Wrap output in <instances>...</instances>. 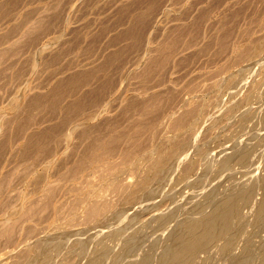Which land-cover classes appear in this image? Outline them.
Wrapping results in <instances>:
<instances>
[{"label": "rangeland", "instance_id": "rangeland-1", "mask_svg": "<svg viewBox=\"0 0 264 264\" xmlns=\"http://www.w3.org/2000/svg\"><path fill=\"white\" fill-rule=\"evenodd\" d=\"M132 28L136 33L129 32ZM76 102L78 111L71 109ZM232 102L240 105L231 107ZM201 104L203 113L193 121L191 131L175 132V119ZM253 113L255 116L243 123L242 119ZM262 113L264 0H0V264H41L40 255L54 243L59 253L54 250L49 264H85L96 252L100 264H112L118 252L123 254L126 243L135 238V250L138 247L139 253L147 251L151 242L166 237L164 233L171 225L158 229V219L176 205L183 212L190 211L204 201L211 188L230 194L259 180L264 174L263 142L256 162H235L226 170L214 165L204 186L196 185L206 158H222L223 153L235 151V142L253 144L250 137L264 133V121L259 120ZM42 135L46 137L39 145L42 151L35 150L32 143ZM170 139H181L186 145L180 154L183 158L179 155L175 164L162 168L164 182L149 183L153 187L148 184L147 190L156 192L160 185L157 191L163 192L142 193L138 197L141 199H135L139 202L126 199L128 185L147 176L155 151ZM92 143H107L94 151L97 155L92 153L103 158L81 171L77 180L68 179L70 170L91 154ZM138 147L143 150L127 161L128 152ZM191 157L197 160L196 170L186 174ZM107 166L119 172V179L112 184L108 179L98 182L93 174L99 168V172H105ZM40 174L46 178L42 175L39 179ZM62 176H67L63 182ZM35 178L42 186L39 189ZM88 185L98 190L100 201L111 204V213L106 212L100 219L90 218L78 206L76 198L79 201L83 197L82 191ZM260 193L258 186L257 198ZM120 210L125 213H116ZM124 220L131 226H125ZM113 228L124 236L111 240L114 234H108ZM118 228L124 230L119 232ZM262 232L252 237L248 264H264ZM103 236L112 248L108 247L112 251L106 254L93 244ZM53 237L62 238V242L57 238L55 242ZM60 243L64 245L61 249ZM244 243L238 241L236 251ZM27 248L30 251L26 255ZM215 257L219 264L228 260L219 258L218 253ZM63 258L64 263L60 262Z\"/></svg>", "mask_w": 264, "mask_h": 264}, {"label": "bare ground", "instance_id": "bare-ground-1", "mask_svg": "<svg viewBox=\"0 0 264 264\" xmlns=\"http://www.w3.org/2000/svg\"><path fill=\"white\" fill-rule=\"evenodd\" d=\"M249 5V4H248ZM262 8V7H261ZM260 14V13H259ZM260 17V16H259ZM254 19V18H253ZM259 21V20H258ZM257 25V24H256ZM133 27V26H132ZM261 28V27H260ZM133 29V28H132ZM137 30V29H136ZM250 30V29H249ZM253 30V29H252ZM260 30V29H259ZM246 31V30H245ZM258 31V30H257ZM131 33H136L135 29L129 31ZM129 34V33H128ZM246 35V34H245ZM260 36V35H259ZM134 37H135V34H134ZM220 37V36H219ZM258 37V36H257ZM137 38V36H136ZM256 38V37H255ZM256 40V39H255ZM220 41V39H219ZM223 41V40H222ZM254 41V40H253ZM257 41V40H256ZM165 44V43H164ZM224 45V44H223ZM170 46V45H168ZM230 46V45H229ZM167 47V46H166ZM252 47V45H251ZM250 48V46H249ZM160 49V48H159ZM165 49V48H164ZM204 49V48H203ZM248 49V47H247ZM251 49V48H250ZM170 50V49H169ZM243 50H245L243 48ZM259 50L258 47L255 48V52H257ZM200 51V50H199ZM246 52L245 53H248L247 51L248 50H245ZM169 52V51H168ZM171 52V51H170ZM172 53V52H171ZM241 55H242V52H240ZM250 53V51H249ZM163 54V53H162ZM165 54V53H164ZM163 54V55H164ZM168 53H166L165 55H167ZM221 54V53H220ZM241 55H238L237 57L239 58ZM244 55V54H243ZM249 55V54H248ZM161 56V54H160ZM159 56V57H160ZM158 57V56H157ZM166 58V57H165ZM248 58V57H247ZM163 61V59H161ZM236 60V59H235ZM257 60V59H256ZM254 61V60H253ZM237 62V61H236ZM255 63V62H254ZM253 64V63H252ZM234 82V81H233ZM234 86V85H233ZM232 86V87H233ZM230 87V86H229ZM262 94V93H261ZM263 95V94H262ZM263 97V96H262ZM250 98V96H248L246 99L248 100ZM240 100V99H239ZM238 100V101H239ZM202 102V101H201ZM56 103V101H55ZM235 103V102H234ZM237 103V104H236ZM235 104L236 105H240L239 102H236ZM242 103V102H241ZM197 104V103H196ZM232 104L233 102L231 103V107H232ZM233 104V105H235ZM199 105V103L197 104ZM202 105V104H201ZM203 106V107H202ZM202 106H199V107H195L194 109H190V111H186L184 112L182 115H180L177 119H175V122L173 124V130L176 132L178 131H181V132H187V131H191L192 129V124H193V121L197 119V117H199V114L203 113L201 111H203L202 108H204V105ZM230 107V108H231ZM237 107V106H236ZM79 103L76 102L75 104H73V106H71V109L74 110V111H78L79 110ZM228 108V107H227ZM233 110V108H231ZM236 108H234L235 110ZM228 110V109H227ZM230 110V109H229ZM201 112V113H200ZM226 113V112H225ZM230 113H231V110H230ZM228 113V114H230ZM256 113V112H255ZM253 113V115H247L245 116L242 120H243V123L245 121H247L248 119H250L251 117L255 116ZM202 115V114H201ZM192 116V117H191ZM260 117V118H259ZM259 120H263L264 121V113H262L261 116H259ZM241 120V122H242ZM258 120V119H257ZM240 122V123H241ZM258 122V121H257ZM256 122V124H258ZM262 122V121H261ZM242 124V123H241ZM240 124V125H241ZM255 124V125H256ZM260 124V122H259ZM263 124V122H262ZM243 127H246L242 124ZM261 127V126H260ZM17 128V127H16ZM50 130V129H48ZM254 130V129H252ZM47 131V130H45ZM180 132V133H181ZM177 133V134H178ZM255 133V132H254ZM257 134V133H256ZM260 134V133H259ZM46 136V134H45ZM45 136H39L35 143H32L34 144L35 146V150H38L40 148V150L42 151V148L39 147V145L41 144L42 141H44V138H46ZM179 136V134L177 135ZM182 136V135H181ZM184 136V135H183ZM36 137V136H35ZM176 137V136H175ZM42 138V139H40ZM178 138V137H177ZM188 138V137H187ZM186 139V137L184 136V140ZM245 139V138H244ZM250 139L252 141H254L253 144H247V143H241L238 141V144L237 142L234 143V146L233 147H236L235 151L232 152L230 154L229 151H227L228 153L226 154L223 153L224 157L222 156V158H219V157H215L214 156H210L208 158H206L205 162H204V165H203V170H202V174L201 176H198V180L196 181V185L199 186V187H203L204 186V183L207 182V179H208V176L209 175L208 173L213 170V167L214 165H219L222 169L226 170V169H229L231 168V166L233 167V163L237 162V163H240L242 165H247L251 160H253V162H256L257 160V157L256 155L258 154L257 151H258V147L259 145H261V143L263 142L264 143V133L262 132L261 135H258V137H256L254 135L253 139L252 137H250ZM35 140V139H34ZM189 140V138H188ZM191 140V139H190ZM187 141V140H186ZM244 142V141H242ZM246 142V141H245ZM43 143V142H42ZM188 143V142H187ZM189 144V143H188ZM185 143L183 142V140L179 139V140H175V139H170L169 142L165 143V144H162L159 146V148L155 151V156L156 158L153 160L152 164L149 166L148 168V171H147V176L142 178L141 180H135L134 182H132L130 185H128V189H126L127 193L125 195V198L128 199V200H135L137 199L142 193H153L152 191H154V189L152 188H149L151 190H147L148 187L152 186L150 185L149 183L153 182V181H163V176H164V170H166V167L165 164H169L171 163L173 165V162L176 161V159L178 158V156L182 153V151L184 150L185 151ZM250 145V146H249ZM41 146V145H40ZM101 146L106 147L107 146V143H92L89 145V152L92 150L91 154L89 156H86L87 158L85 159V157L83 158L82 161H79L78 165L73 168L72 170H70V172L68 173V177L67 176H62L60 177L61 178V181H62V178L63 177H67L68 179H76L79 178V173L81 171H83L84 169L90 167L91 164H94L95 162L98 163V158L100 159V157L96 156L97 153L96 152V149L99 147L101 148ZM44 147V146H42ZM262 147V146H261ZM230 148V146H229ZM99 150V149H98ZM141 150H143V147H138L137 150H135L134 152H128L127 156L125 157V159L128 161L130 160L132 157H135ZM225 150H227V147L225 148ZM44 151V150H43ZM46 151V150H45ZM44 151V152H45ZM95 151V152H94ZM223 151V149H222ZM38 153H40L38 151ZM37 153V154H38ZM42 153V152H41ZM92 153H95L96 155L92 154ZM100 153V152H99ZM257 153V154H256ZM44 154V153H43ZM46 154V153H45ZM44 154V155H45ZM102 154V153H101ZM42 155V156H44ZM93 155V156H92ZM104 155V154H103ZM221 155V153H220ZM41 157V155H39ZM46 156V155H45ZM181 156V155H180ZM197 156V155H196ZM209 156V155H208ZM101 157L103 158V156L101 155ZM150 158H152V156H149ZM182 157V156H181ZM180 157V158H181ZM198 157V156H197ZM42 158V157H41ZM40 158V159H41ZM45 158V157H44ZM44 158H43V162H44ZM101 158V159H102ZM183 158V157H182ZM192 159H190L188 161V165L186 166V174H191V172L193 173V170H196V165H197V160L195 157H191ZM39 159V160H40ZM85 159V160H84ZM100 159V160H101ZM198 159V158H197ZM38 160V162H40ZM42 160V159H41ZM180 160V159H179ZM260 160V159H258ZM105 164L109 165L108 161L104 162ZM179 163V162H178ZM43 164V163H42ZM99 164L102 166V164L99 162ZM175 164V162H174ZM98 165V164H97ZM99 165V167H100ZM180 165V164H179ZM178 165V166H179ZM105 165H103L102 167H104ZM177 166V165H175ZM173 167L176 168V167ZM47 167V166H46ZM164 167V168H163ZM185 167V166H184ZM96 168V165L95 167ZM112 168H114V166H107L105 168V172H99L101 170V168H99L100 170L97 172H94L93 174L98 178V182H103L106 181L107 179L109 180V183L112 184L114 183L116 180L119 179L118 175H119V172L116 170L112 171ZM163 168V169H162ZM263 168H264V164H263ZM98 169V168H97ZM87 170V169H86ZM89 170V169H88ZM94 169H92V172H93ZM104 170V169H103ZM250 170V169H249ZM254 170V169H253ZM44 171V170H43ZM46 172V171H44ZM89 172V171H88ZM87 172V173H88ZM91 172V171H90ZM164 172V173H163ZM37 173V172H36ZM40 173H43V172H40ZM168 173V171H167ZM166 173V175H167ZM252 173V172H251ZM86 174V173H85ZM92 175V173H90ZM88 173V175H90ZM41 176L38 177L39 179L42 177L43 174H40ZM51 175V174H50ZM66 175V174H64ZM169 175V173H168ZM84 176V175H82ZM81 176V177H82ZM35 177V176H34ZM44 179L46 178L44 175H43ZM174 177V176H173ZM210 177V176H209ZM38 178H35V183L37 182L36 180ZM59 178V179H60ZM84 178V177H82ZM43 179V180H44ZM85 179V178H84ZM157 179V180H156ZM66 180V179H64ZM87 180V179H86ZM171 180V179H170ZM169 180V181H170ZM67 181H70L71 180H67ZM74 181V180H72ZM42 181L40 180V183ZM44 182V181H43ZM63 182V181H62ZM61 182V184H62ZM75 182V181H74ZM155 182V183H156ZM164 182V181H163ZM162 182L161 185H164V183ZM257 182L259 184H257ZM253 183V185L247 189H242V190H238L237 192H234V193H230V194H227V193H223V194H220V191L217 190V188H211L207 191L206 195H205V199L204 201H200L199 203H197L193 209H191L190 211L186 210L185 212H183V210H181V207H179L178 205H176L175 209L173 211H171L169 214L167 215H161L162 217H160L158 219V225L156 226L158 229H162L163 227L165 226H170L171 225V228L170 230L167 232V233H164L166 234V237L164 238V234H162L161 236H163V240H162V237H160L161 239H156V241H153V242H149V249L147 251H142L141 253H139L140 249H137L135 250V245H133L134 243L132 241L136 240V238H132L134 240H130L131 242H127L128 239L130 238L129 236L126 238H128L126 240V245H125V249H124V253L120 255V252H118V254L115 256L116 258H114L113 260V263L112 264H219L218 263V257H215V254L218 253V256L219 258H226L228 257V260L226 262V264H248L250 263L249 260L250 257L249 255H251L250 253L252 252V237L257 235V233H259L260 231H263L264 232V174L259 178V180ZM39 183V181H38ZM39 183V184H40ZM48 183V182H47ZM87 183V182H86ZM154 183V184H155ZM170 183V182H169ZM49 184V183H48ZM148 184L150 186H148ZM165 184H166V181H165ZM54 185V184H53ZM75 185V184H74ZM74 185L73 187L71 186V190L72 188H74ZM159 185V184H158ZM36 186L37 183H36ZM41 186V184H40ZM38 186V189L39 187ZM47 186V184H46ZM51 186V184H50ZM62 186V185H61ZM75 186H78V185H75ZM85 186V185H84ZM157 189L158 186L154 185ZM258 186H259V189L261 190V196L259 198H257V193H258ZM42 187V186H41ZM81 187V185H80ZM79 187V190H83V187L80 189ZM153 187V186H152ZM154 187V188H155ZM159 187H161L159 185ZM158 187V189H160ZM164 187V186H163ZM166 187V186H165ZM164 187V188H165ZM57 188V187H56ZM61 188V187H60ZM125 188H127V186H125ZM163 188V189H164ZM54 188H52L53 190ZM78 189V188H77ZM157 189V190H158ZM50 190H51V187H50ZM70 190V191H71ZM76 190V187L75 189ZM146 190V191H145ZM155 193H159V191H157ZM77 191L76 190V195H77ZM97 189H90L89 188V185L82 191V194H83V197H80L79 201L78 199L76 198L77 200V204L78 206H82L84 208V210L87 211V215L90 217V218H101V216L106 212H109L111 209H112V206L111 204H108L107 202L105 201H100L98 198H99V195L97 194ZM49 192V191H48ZM54 192V191H53ZM124 192V191H123ZM163 192V190L161 191ZM170 192V191H169ZM69 193V192H68ZM80 193V192H79ZM78 193V195H79ZM153 193V194H155ZM172 193V192H171ZM49 194V193H48ZM54 194V193H52ZM122 194V192H121ZM55 195V194H54ZM144 196L146 195L143 194ZM142 195V196H143ZM166 195V194H165ZM56 196V195H55ZM121 196V195H120ZM127 196V197H126ZM143 196V198H144ZM151 196H153L151 194ZM149 197V196H148ZM75 198V197H74ZM142 198V200H144ZM157 198V197H156ZM138 199H141V198H138ZM146 199H147V196H146ZM145 199V200H146ZM141 200V201H142ZM148 200V199H147ZM157 200V199H156ZM124 202V198L122 200H120V202ZM136 201V200H135ZM138 201V200H137ZM136 201V202H137ZM150 201V200H148ZM76 202V201H75ZM127 202V201H126ZM136 202H133V205L134 203ZM139 202V201H138ZM147 202V201H146ZM61 203V202H60ZM132 203V202H131ZM143 203V202H142ZM74 204V203H73ZM125 204V203H124ZM130 204V202H129ZM138 204V203H137ZM145 205V204H144ZM148 205V204H147ZM151 205V204H150ZM75 206V205H73ZM72 206V207H73ZM77 206V208H78ZM146 206V205H145ZM144 206V207H145ZM161 206V205H160ZM178 206V207H177ZM64 207V206H62ZM154 207V206H153ZM152 207V208H153ZM51 208H55L54 207H51ZM58 208V206H57ZM71 208V207H70ZM74 208V207H73ZM76 208V207H75ZM132 208V207H131ZM146 208V207H145ZM148 208V207H147ZM157 207H155L156 209ZM59 209H60V206H59ZM57 209V210H59ZM72 209V208H71ZM248 210L247 212L245 210ZM54 210V209H53ZM52 210V211H53ZM56 210V211H57ZM77 210V209H76ZM115 210V208H114ZM124 210V209H123ZM123 210H120V211H117L116 213L118 214H121V213H125V211ZM149 210V209H147ZM31 211V210H30ZM75 211V210H74ZM79 211V210H78ZM113 211V209L111 210ZM111 211L109 213H111ZM51 212V211H50ZM136 212H140V211H136ZM59 213V212H58ZM187 213L189 214H193V215H188ZM107 214V213H106ZM127 214V213H126ZM142 214H143V211H142ZM194 214H196V216H194ZM51 215V214H50ZM86 215V216H87ZM110 215V214H109ZM108 215V216H109ZM112 215V214H111ZM110 215V216H111ZM116 215V214H114ZM114 215L112 216V218H114ZM125 214H123V217H124ZM128 215V214H127ZM181 215H186L184 216L183 219H180V220H177L178 217H180ZM11 215H9L10 217ZM29 216V214H28ZM35 216V215H34ZM116 216H119V215H116ZM253 217L252 218V221L250 222V217ZM13 217V216H12ZM10 217V218H12ZM33 217V216H32ZM107 217V216H106ZM106 217H103L105 218L106 220ZM122 218V215L120 216ZM129 217L131 219H133L132 216L129 215ZM6 218V217H5ZM4 218V219H5ZM50 218V217H49ZM102 218V219H103ZM111 218V217H109ZM129 218V219H130ZM31 219V218H30ZM89 219V218H88ZM98 219V220H99ZM115 219V218H114ZM130 219V220H131ZM157 219V218H156ZM94 220V219H92ZM97 220V219H96ZM97 220V221H98ZM109 220V219H108ZM117 219H115L114 221H116ZM120 220V219H119ZM127 221H129L128 219H126ZM126 220H124L125 222H127ZM5 221V220H4ZM56 221V220H55ZM103 221V220H102ZM113 221V220H112ZM87 222V221H86ZM110 222H111V219H110ZM123 223L124 225L126 223ZM172 222H175L174 225L172 226ZM100 223V222H99ZM119 223V221H118ZM110 224V223H108ZM106 224V225H108ZM123 224H120V227L123 225ZM129 224H132V223H128L125 225H129ZM136 224V223H135ZM91 225V224H90ZM57 226V225H56ZM60 226V225H59ZM131 225H129L130 227ZM249 226H251V229H248ZM118 227V226H117ZM124 226H122L121 228H123ZM128 227V226H127ZM126 227V228H127ZM134 227V225H133ZM155 227V228H156ZM9 228V227H7ZM59 228V227H58ZM57 228V230H59ZM116 228V227H115ZM121 228H118L116 230H118L119 232H121L120 230H124V229H121ZM125 228V229H126ZM132 228V227H131ZM138 228V227H137ZM137 228L135 230H137ZM154 228V227H153ZM156 228V229H157ZM97 229V228H96ZM129 229V228H128ZM127 229V230H128ZM63 230V229H62ZM95 230V229H94ZM101 230V228H100ZM132 230V229H130ZM10 231V230H9ZM96 231V230H95ZM99 231V230H98ZM106 231V230H105ZM104 231V232H105ZM126 231V230H125ZM129 231V230H128ZM245 231H247V234H244ZM101 232V231H100ZM111 232V233H110ZM109 232V236L112 234H114L112 237L110 236L111 240L114 239V241H116V238L119 239V237H121L120 235H122V233H119L117 234V231L114 230L113 228V232L110 231ZM137 232V231H136ZM135 232V233H136ZM262 232V233H263ZM56 233V232H55ZM64 232H62L63 234ZM131 233V232H130ZM134 233V232H133ZM134 233V234H135ZM139 233V232H137ZM61 234V235H62ZM67 234V233H66ZM98 235V233H96ZM125 234V233H124ZM124 234L122 236H124ZM134 234L132 237H134ZM148 234V233H147ZM244 234V235H243ZM54 235V234H53ZM57 235V234H56ZM78 235V234H77ZM100 235V233H99ZM102 235V234H101ZM136 235V234H135ZM140 235V233L138 234V236ZM149 235V234H148ZM151 235V234H150ZM243 235V237H242ZM7 236V235H6ZM5 236V237H6ZM55 236V235H54ZM59 236V235H58ZM63 236V235H62ZM67 236L64 234V237ZM82 236V235H81ZM108 236V237H109ZM141 236V235H140ZM139 236V237H140ZM8 237V236H7ZM51 237V236H50ZM60 237V236H59ZM72 237V236H71ZM93 237V235H92ZM107 236H103L101 237L99 240L97 241H94L96 239H94L93 241V244H96L94 246L98 247L99 251H102L101 254H106L108 251H110L112 248L109 247V244H107L104 240H106ZM142 237V236H141ZM140 237V238H141ZM54 238V237H53ZM57 240L59 239L58 237H56ZM54 238V241L55 239ZM95 238V237H94ZM124 238V237H122ZM121 238V240H122ZM255 238V237H254ZM259 238V237H258ZM8 239V238H7ZM49 239V238H48ZM47 239V240H48ZM52 239V238H51ZM62 239V238H61ZM59 239V240H61ZM66 239V238H65ZM78 239V238H77ZM108 241H109V238H107ZM125 239V238H124ZM123 239V241H124ZM242 240H245V243L243 244V247L236 251L237 250V247H236V244L238 241H241ZM56 240V241H57ZM79 240V239H78ZM110 240V241H111ZM220 240H222V242H220ZM52 240H50V243H51ZM53 241V243H54ZM55 241V242H56ZM66 241V240H64ZM64 241L62 244H64ZM80 241V240H79ZM79 241L77 242L78 245H79ZM82 241V240H81ZM142 241V239L140 240V242ZM259 241V240H258ZM261 241V240H260ZM49 242V241H48ZM60 242V241H59ZM62 242V240H61ZM73 242V241H72ZM83 242V241H82ZM120 241H118L119 243ZM139 242V241H137ZM143 242V241H142ZM49 243V244H50ZM52 243V244H53ZM66 243V242H65ZM70 243V242H69ZM75 243V242H74ZM98 243V244H97ZM113 243V241H112ZM148 243V242H147ZM219 243V244H217ZM254 243V242H253ZM258 242H256L257 244ZM51 244V245H52ZM55 244V243H54ZM54 244L53 246H49L50 248H48L46 251H44L42 248H44V243H43V247L41 249H39V251H44V253H42L43 255H40V257L42 256L43 257V261H42V258H41V261L43 263L41 264H47L48 261H50L49 259L52 257V254L54 252ZM61 243L58 245H62ZM113 244H115L114 246H116V242H114ZM112 244V245H113ZM124 244V243H123ZM140 244V243H139ZM138 244V245H139ZM259 244V243H258ZM262 244V242L260 243ZM71 245V244H70ZM121 245V244H120ZM144 245V244H143ZM89 246V244H88ZM87 246V247H88ZM90 246H91V241H90ZM89 246V247H90ZM93 246V247H94ZM141 246V245H140ZM158 246L161 247V249H157ZM254 246H255V243H254ZM64 247V245H62V248ZM88 247V249H90ZM109 248H111L110 250H107ZM113 247V246H112ZM120 247V246H119ZM122 247V246H121ZM261 247V246H260ZM263 247V246H262ZM261 247V249H262ZM33 248V247H31ZM37 248V247H36ZM80 248V247H79ZM114 248V247H113ZM116 249L118 247H115ZM114 248V250H115ZM127 248V249H126ZM142 248H144V246H142ZM141 248V250H142ZM258 248V247H256ZM264 248V247H263ZM29 250H27L26 255L27 253L30 251V248H27ZM35 249V248H34ZM33 249V250H34ZM59 249V248H57ZM60 249H61V246H60ZM85 249V248H83ZM92 249V248H91ZM97 249V248H96ZM156 249L157 251L160 250L159 253H156ZM36 250V249H35ZM64 250V249H63ZM63 250L61 252H63ZM69 250V249H68ZM75 250V248H74ZM73 250V251H74ZM82 250V249H81ZM93 250V249H92ZM118 250V249H117ZM40 251V252H41ZM57 251V250H56ZM59 251V250H58ZM57 251V252H58ZM65 251V250H64ZM112 251V250H111ZM31 252H33L31 250ZM38 252V251H37ZM60 252V254H62ZM71 252V251H70ZM77 252V251H76ZM76 252L74 254H76ZM80 252V250H79ZM84 252V251H83ZM94 252V251H93ZM115 252V251H114ZM112 252V253H114ZM117 252V251H116ZM263 252H264V249H263ZM23 253V254H25ZM36 252H34L35 254ZM59 253V252H58ZM73 253V252H72ZM71 253V254H72ZM122 253V252H121ZM204 254V256H201V254ZM215 253V254H214ZM33 253H31L32 255ZM39 254V253H38ZM84 254V253H82ZM81 254V255H82ZM91 254V253H90ZM96 256L92 257L91 258V255H90V259L88 261H85L87 264H100L101 261L100 259L98 258V254L97 252L95 253ZM100 254V255H101ZM116 254V253H115ZM253 254V253H252ZM56 255V254H54ZM58 255V254H57ZM80 255V254H78ZM85 255V254H84ZM23 256V255H22ZM30 256V254L28 255ZM69 256V254H68ZM83 256V255H82ZM82 256H81V259H82ZM87 256H88V252H87ZM110 256V255H109ZM107 257L110 258V257ZM114 256V255H113ZM139 256V257H138ZM59 257V256H58ZM57 257V258H58ZM70 257V256H69ZM75 257V256H74ZM80 257V256H78ZM25 258V257H24ZM35 258V257H34ZM39 258V257H38ZM56 258V257H54ZM252 258V256H251ZM31 259V258H30ZM37 260V257L35 258ZM35 259H32L35 261ZM60 259V258H59ZM64 259V258H63ZM69 259V258H68ZM67 259V260H68ZM71 259V258H70ZM39 260V259H38ZM37 260V261H38ZM52 260H55V259H52ZM84 260H85V257H84ZM69 261V260H68ZM30 262V260H29ZM39 262V261H38ZM56 262H57V259H56ZM60 262H65V259L63 261H60ZM67 262V261H66ZM84 262V261H83ZM106 262V261H105ZM104 262V264H106ZM253 262V260H252ZM35 263V262H34ZM33 263V264H34ZM37 263V262H36ZM55 263V262H54ZM85 263V264H86ZM222 263V262H221ZM49 264V263H48ZM61 264V263H60ZM108 264V263H107Z\"/></svg>", "mask_w": 264, "mask_h": 264}]
</instances>
